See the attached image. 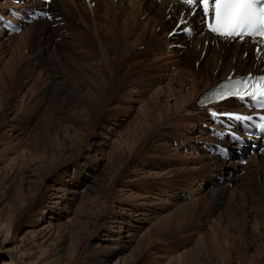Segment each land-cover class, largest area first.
Here are the masks:
<instances>
[{
  "label": "bare ground",
  "instance_id": "6f19581e",
  "mask_svg": "<svg viewBox=\"0 0 264 264\" xmlns=\"http://www.w3.org/2000/svg\"><path fill=\"white\" fill-rule=\"evenodd\" d=\"M94 1V8L89 10L84 4V0H62L63 10L58 11V9L56 11L53 9V11L58 12L56 17H61V19L53 21L51 23L52 28L44 21H40L26 27V31L21 32L19 35L20 38H24V41L27 39L33 41L34 46L30 48L36 49L27 60L23 62L20 60V73H17L18 68L15 64V59L14 62L9 60L3 66V70L0 69L2 70L0 72V91L2 90L1 83L6 80V74L4 76L5 80L3 74L7 73L8 70H10L7 73V75L11 76L10 82L14 78L15 72L19 75L15 77V82H17V79L21 81L29 77L37 67H41L43 72L47 69L55 72L56 81L53 82L46 99H43V102L40 103L41 107L45 106L44 112L41 114L42 116L36 118L38 123L44 124L42 132L47 133L55 125L59 126L60 120L68 118L76 119L77 121L81 116L84 119L90 118L92 116L91 107L98 106L102 99L106 97L107 91L110 90L109 92H111L114 87L116 88V85L121 83H123V86H121L123 93L127 89L130 94L136 93L137 95L149 87L157 84L159 86L162 85L163 81L167 79L164 74L165 69L170 66H183L184 72L188 74L183 73V71L181 73L177 72L178 74L176 73L175 76L180 77L179 83L176 85L175 78L168 79L166 84H163L164 87L157 89V93L160 92L161 95H164L166 94L165 91H167L168 97L173 98L176 96L178 92H181V87L186 81L185 78L182 79V74L191 77L188 79L190 93H180L173 99L174 104L172 106L171 104H165L160 109V114H158L163 119V124H161L165 125V127L171 126L173 129L178 124H183V122L187 125L196 124L204 119L203 113L198 110L195 104L196 97L201 95L213 83L223 79L231 70H235L237 74H243L251 68L250 58L241 59L240 53L238 54V47L233 45L229 48L221 45L218 50L207 48L206 56L196 70L194 63L199 61L200 56L196 45L200 44L202 50V43H195L191 49L183 53L174 50L171 52L172 57L166 58L164 55L170 53L166 51V45L173 43L167 42L162 34L158 35L155 33L156 28L159 27L160 32L163 33L166 28H171L174 23L165 18L166 6L164 4H156L152 0H117L116 3H113L112 0ZM75 12L78 14L73 15ZM65 14H67V17L64 16ZM71 15L73 16L69 19L68 16ZM140 18H143L142 22L139 21ZM75 20H79L77 21L78 25L75 24ZM63 22L66 24L61 26ZM129 32H133L131 37H128ZM57 39L59 41L56 42ZM142 45L146 49V53H144L145 51L143 52V59H137L135 57L136 48ZM5 51V42L0 40V56ZM152 55H157L156 60L152 63H147ZM109 56H111L110 61L108 60ZM120 97L122 98L121 94ZM39 101L37 102L39 103ZM158 101L155 96L149 99L148 102L150 109L147 114L145 113V118L150 129L159 119L158 114L157 119L155 118L157 116L155 115L156 108L159 106L156 107ZM143 109L145 108L143 107ZM53 110H55L56 114L51 116ZM30 115L32 116V114ZM142 125L138 128L137 136L135 135L138 139L136 142V139L133 140L132 145H136L138 144L137 142L141 141L140 139L145 131ZM104 126L106 124L101 126L99 132L100 130L104 131L102 129ZM33 131V129L27 131L28 138H32L31 133ZM99 145L95 146L93 157L95 159V167H100L98 170L100 173L95 170V173L92 172L93 175H86L89 179H85L83 184H75L70 180L63 181L59 185L63 193L62 197L58 199L61 205L69 207L77 196L82 198L97 186L100 178H102L101 175L105 172L103 170L105 164H102L104 154L102 147ZM130 147L128 151L132 153L134 146ZM152 147L153 154L158 156H164L173 150L165 139H156ZM134 157L137 156L135 155ZM204 158L205 164L198 169L196 176L200 180L207 178L211 184L215 185L216 178L214 177H222L226 182L232 183L233 187L232 189H227L225 186L216 185L215 188L211 187V189H208L207 195L202 196L203 203L209 200L219 206L218 210L220 208L226 209V213H215L212 224L208 225L207 228L209 231L208 237H206V234H199L200 237L195 240L192 246L193 249L186 250L187 252L182 255L183 260L185 261L186 258L192 257L193 253H197L196 256L198 257H202L206 253L211 258L209 264H230L231 255L236 256L237 264H264V162L250 160L247 166L241 169L246 173L244 177H241L236 167L219 163L216 158H212L209 155H205ZM104 159L105 163L109 164L107 168H110L114 161L113 157L108 156ZM175 165V163H167L160 166L161 168L171 167L165 174H177L176 169H173ZM210 167H212L211 173ZM35 176L33 171L26 178L29 180ZM15 177L16 175L0 172V264H67L63 262L62 254L69 252L78 257L80 251L87 247L79 251L78 247L80 248V245H71L72 237L66 231L67 226L70 224L64 223L60 218L61 216L55 215L53 217L54 215L49 213L47 208V216H43L41 222L47 218L52 219L50 221L53 222H49L43 228H39V225L34 227L31 225L30 228L32 230L28 232L29 236L24 238V240H19V238H16L18 236L13 235L14 221L18 222L20 214L8 219L3 212L4 207L12 200L14 193L16 194V191L22 192L23 186L21 184L17 188L13 187ZM144 179H147L146 176ZM43 196L47 199L51 195L47 193V195L44 194ZM132 204L127 203L121 206L122 213L110 211L109 214H113L112 221H105L108 224L104 222L102 225L99 224L102 228L101 234L106 236V238L102 239L103 235H101L87 244L90 247L95 242L98 243L93 248L98 252H94L96 257L105 259L101 253H109L118 255L117 259L121 260L119 256H123L125 251L131 248L133 249L131 251L132 256L137 258L138 240L140 242L141 239L148 236H140L139 231L150 218L155 217V214L160 211L170 214H168L169 217L168 215L162 217L167 219V221H177L176 217L178 216L179 218L181 217V222L184 220V224L188 223L190 222L189 220L194 218V205L196 202L191 205V203L189 204L182 200L173 210L168 205H164L162 200H156L151 203L146 202V207L148 208L141 211H138V209H140V206L145 208V203H141L140 206ZM157 204H161V206H156ZM173 206L175 207V204ZM154 208H158L157 212ZM170 210L171 212H169ZM198 219L194 220H197L196 223L199 225L197 227L202 229L205 225ZM225 229H228L229 232H234L233 237L230 239L231 245L226 240L221 243L223 239L218 233ZM207 238L210 239L208 240ZM194 249L197 252H193ZM183 260L182 262H184ZM74 262H69V264H85Z\"/></svg>",
  "mask_w": 264,
  "mask_h": 264
},
{
  "label": "rangeland",
  "instance_id": "374dc122",
  "mask_svg": "<svg viewBox=\"0 0 264 264\" xmlns=\"http://www.w3.org/2000/svg\"><path fill=\"white\" fill-rule=\"evenodd\" d=\"M59 1H56L57 5ZM0 4L6 5L8 2L3 1ZM56 4L53 2L51 5L54 7V10L57 11L59 9L58 11H62V4L58 6ZM0 8L3 9V6L0 5ZM77 12L73 15H77ZM73 15L68 16L69 19ZM64 16L67 17V14ZM77 21L79 20L74 21L76 25H78ZM139 21L142 22L143 18H140ZM24 31H26V28L22 30V32ZM155 32L158 34L160 30L157 28ZM132 34L133 32H129L128 37H131ZM19 35H15L16 37L0 35V40L5 42L6 46V51L0 56V69H4L3 66L9 60L14 62L15 59V64L18 68L17 73H20V60L22 62L27 60L30 55L32 56V52H35L36 49L30 48L34 46L33 41H29L28 39L24 41V38H20ZM143 52L146 53L144 46H138L135 57L137 59H143ZM164 56L171 58L172 53L165 54ZM110 57L108 58L109 61ZM156 58L157 55H152L147 63H152ZM195 68L197 69L196 66ZM47 70L43 72L41 67H37L29 77L21 81L17 79V82H15V77L19 75L16 72L10 82L11 76L7 75L10 70L3 74L4 80L6 74L5 81L1 77L4 82L1 83L2 90L0 91V172L8 175H16L13 181V187L17 188L20 184L23 186L22 192L19 193L15 190L16 194L14 193L12 200L4 207L3 213L8 219H12L17 214H20L18 222L14 221L15 227L12 229L13 235L18 236L16 238H19V240H24V238L29 236L28 232L32 230L30 228L31 225L33 227L39 225V228L46 227L49 222H53L50 221L52 219L47 218L41 222V218L47 216L49 212L54 215L53 217L55 215L61 216L60 218L64 223L67 222V224H70L67 226L66 231L72 237L71 245H80L81 247H78L79 251L87 247L80 251L78 257L69 252L62 254L63 262L67 264L69 262L75 263L74 261L85 264H209L211 258L206 253L202 257H198L196 256L197 253H193L192 257L186 258L185 261L182 258V255L187 252L186 250L191 249L195 240L200 237L199 234L203 233L208 237V225L212 224L217 212H222V214L226 213V209L224 208L218 210L219 206L215 205V203L213 204L209 200L204 203L202 201V196L207 195V191L211 187L204 185V183L209 184L207 178L200 180L198 177V181L196 174L198 169L205 164L203 161L205 155L203 154V157L200 154L196 155L194 148L199 150L196 144L202 141L205 136L202 134L199 124L187 125L183 122V124L180 123L173 129L171 126L165 127V125H162L163 119L159 115L160 109L165 104H171V106L174 104L173 99L177 95L183 92L190 93L188 79L191 77L183 74L182 79L185 78L186 81L181 87V92H178L176 96L173 98L168 97L167 91H165L166 94H162L163 97L160 92L157 93L160 87H164L168 79L175 78L177 85L180 77L175 76L176 73L183 71V73L188 74L184 72V67H167L164 72L167 79L163 81L162 85L159 86L157 84L149 87L147 90L141 92L142 94L139 93V95L136 93L130 94L127 92V89L123 93L121 89L123 83L116 85V88L114 87L111 92H109L110 90L107 91L106 97L102 99L98 106L91 107L92 116L90 118L84 119L81 116L77 121L76 119L68 118L66 120H60L59 126L55 125V127L48 131L49 133H45L42 132L44 124L38 123L36 118L42 116L41 114L44 112L45 106L41 107L40 103L43 102V99H46V95L50 93L53 82L56 81L55 72L53 70ZM145 79L147 78L145 77ZM154 95L159 100L156 103V107L159 106L155 112V115L159 113V119L150 129V126H147L148 123L146 122L145 113L147 114L150 109L148 102L149 99L155 97ZM55 114L56 112L53 110L51 116ZM158 115L155 117L156 119ZM19 117L23 119L21 120ZM103 124H106L102 128L104 131L100 130L99 132ZM141 125L145 130L142 134L143 137L140 139L142 142L139 141L137 142L138 144L132 145L133 140L136 139V142L138 139L136 138L137 131ZM169 127L171 128L169 129ZM32 129L34 131L31 133L32 138L30 139L28 138L27 131ZM156 139H165L173 150L164 156L153 154L152 146ZM181 141L183 143L180 145ZM97 144H100L99 146L102 147L104 158L108 156L113 157L114 161L110 168H107L109 164L105 163V159L103 158L102 164H105L103 169L105 172L101 175L102 178H100L97 186L89 191L86 196L82 198H80L81 196H77L69 207L61 205L58 199L62 197L63 193L59 185L63 181L70 180L75 184H83L85 179H89L86 175H93L92 172L95 173V170L98 172L100 167H95V159L93 157V151ZM132 146H134V150L130 153L128 150ZM135 155L137 157H134ZM167 163L176 164L173 169H176L177 174H165L171 167L161 168L160 165ZM44 164L47 166L45 167ZM32 170L36 176L28 180L26 177L29 173L33 172ZM211 170L212 167H210V173ZM145 176L147 179H144ZM216 185L218 184L216 183ZM202 186L205 188H201ZM184 189L191 192L187 200H184L183 197L182 199L180 197L178 198L180 196V190ZM47 193L51 196L46 199L43 195H47ZM156 200H162L163 204L168 205L171 210L176 208L182 200L189 204L191 203V205H194L196 202L194 205V218L185 224L184 220L181 222V217L179 218L178 216L176 217L178 219L177 221H167V219L162 217H165L169 213L157 212L156 210L158 208H154L157 212L155 217L150 218L139 231L140 236H148L147 238L141 239L140 242L138 240L137 258L132 256L131 251L133 249L129 248L123 256H119L121 260L117 259L118 255H111L109 253H101L105 257V259H101L102 257L98 258L95 256L94 252L96 249H93L98 243L95 242L93 246H87L89 241L92 239L96 240L98 236L103 235L101 234L102 228L99 224H108L107 222L112 221L113 214H109L110 211H113V213H122L121 206L127 203L140 206L141 203L146 204V202L151 203ZM174 204L175 207L173 206ZM143 205L142 207H144ZM158 205L161 206V204H157L156 206ZM146 206L147 204L145 208H141L140 206L138 211L148 208ZM46 208L49 210L48 212ZM197 218L205 225L202 229L197 227L199 226L196 223L197 220H194ZM222 231L218 233L222 236L221 239H223L221 243H224L226 240L231 245L230 239L233 237L234 232H229L228 229ZM105 238L106 236L103 235L102 239ZM207 239L209 240L210 238ZM193 252L197 251L194 249ZM96 253L98 252L96 251ZM251 253L253 252L251 251ZM230 264H237L236 256L231 255Z\"/></svg>",
  "mask_w": 264,
  "mask_h": 264
},
{
  "label": "snow or ice",
  "instance_id": "6c2138e0",
  "mask_svg": "<svg viewBox=\"0 0 264 264\" xmlns=\"http://www.w3.org/2000/svg\"><path fill=\"white\" fill-rule=\"evenodd\" d=\"M182 3L189 6L193 11V17L202 15L200 23L205 24L208 32L220 39L230 42L239 39L245 42L246 38L254 41H264V0H182ZM183 18L180 24H186ZM183 31L187 34L192 33V29L184 27ZM175 32L170 35H175ZM259 52L260 49L258 48ZM226 98H238L244 100L251 98L256 105L264 109V75L252 76L233 80L229 78L228 82L220 85L214 91L201 100L220 102ZM213 117L216 112L210 113ZM229 120L237 122L252 121L251 115H242L237 113H223ZM260 128L264 129V115L259 117Z\"/></svg>",
  "mask_w": 264,
  "mask_h": 264
}]
</instances>
